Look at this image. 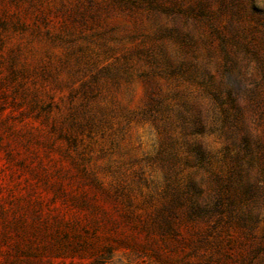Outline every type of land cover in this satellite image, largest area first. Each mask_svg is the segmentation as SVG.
<instances>
[{"label":"rangeland","instance_id":"1","mask_svg":"<svg viewBox=\"0 0 264 264\" xmlns=\"http://www.w3.org/2000/svg\"><path fill=\"white\" fill-rule=\"evenodd\" d=\"M254 4L262 10L254 16L264 22V0ZM173 17L137 0H0V264L18 240L11 222L27 226L36 243L52 239H38L37 230L57 228L68 240L83 241L85 252L64 259L71 264L89 261L106 242L113 249L103 264L202 263V251L193 253L181 239L184 230L180 239L151 240L138 220L152 208L144 193L154 190L148 185L140 192L135 173L142 169L162 181L156 155L163 138L140 119L148 88L139 73L149 67L136 53L161 45L175 57L178 46L164 37L175 26ZM257 78L254 61L245 60L225 83L243 92ZM157 82L165 105L196 113L200 102L185 84L177 86L182 96L172 97L175 84ZM200 139L211 153L222 145L215 132ZM124 209L135 216L127 220ZM246 209L252 228L238 235L231 253L264 264V191ZM121 237L126 244H119Z\"/></svg>","mask_w":264,"mask_h":264},{"label":"trees","instance_id":"2","mask_svg":"<svg viewBox=\"0 0 264 264\" xmlns=\"http://www.w3.org/2000/svg\"><path fill=\"white\" fill-rule=\"evenodd\" d=\"M137 1L173 14L175 26L164 37L179 48L175 57L166 56L161 45H157L159 50L151 46L136 53L149 67L139 73L148 88L140 119L151 122L163 138L156 155L162 181L151 175L147 178L142 169L135 173L140 192L148 185L154 190L144 193L152 208L146 216H138L140 227L148 239L162 242L168 237L180 239L184 230L187 236L181 239L193 253L202 251L198 253L201 264H253L231 250L241 242L238 235L252 228L251 211L246 207L252 208L264 191V22L253 12L259 9L254 0L250 6L246 0H191L186 6L180 2L171 7L158 0ZM223 15L227 22L221 24ZM177 20H182L180 25ZM245 60L254 61L258 78L243 92L237 81L234 91L225 78L239 72ZM157 78L175 84L172 97H181L183 91L177 86L185 84L200 102L196 113L189 116L183 105H165ZM205 132L221 137L216 153L203 145L200 137ZM123 191L128 197V189L122 186ZM123 214L127 220L135 216L128 209ZM59 223L56 219L54 226ZM19 224L11 222L18 240L2 264H71L64 259L86 251L83 241L68 240L67 232L58 228L48 234L37 230L38 239H52L33 242L29 236L34 233L27 226L18 229ZM118 242L126 244L127 239L121 237ZM132 248L137 250V244ZM112 249L106 242L92 259L80 264H103Z\"/></svg>","mask_w":264,"mask_h":264}]
</instances>
